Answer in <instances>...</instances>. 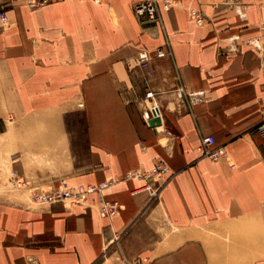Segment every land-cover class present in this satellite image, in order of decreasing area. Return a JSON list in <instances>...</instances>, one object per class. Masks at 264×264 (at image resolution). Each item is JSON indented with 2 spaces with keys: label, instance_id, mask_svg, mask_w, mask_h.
I'll return each mask as SVG.
<instances>
[{
  "label": "crops",
  "instance_id": "0c3cea01",
  "mask_svg": "<svg viewBox=\"0 0 264 264\" xmlns=\"http://www.w3.org/2000/svg\"><path fill=\"white\" fill-rule=\"evenodd\" d=\"M139 1L4 9L0 183L10 172L40 189L112 183L84 205L0 190V264H102L110 244L128 263L264 264V0H172L160 25L142 24ZM143 47L169 52L148 89L124 64ZM208 135L229 161L197 151ZM159 162L158 184L127 176ZM99 199L117 215L99 218Z\"/></svg>",
  "mask_w": 264,
  "mask_h": 264
},
{
  "label": "built area",
  "instance_id": "2783aa9c",
  "mask_svg": "<svg viewBox=\"0 0 264 264\" xmlns=\"http://www.w3.org/2000/svg\"><path fill=\"white\" fill-rule=\"evenodd\" d=\"M52 0H0V22L6 23L5 8L11 6L14 3H21L29 9L41 8ZM93 2H99L101 0H90ZM172 0H141L133 6V12L135 16L144 23H154L156 25L161 24L159 17V7L167 10L173 5ZM188 16L198 25H200L204 17L196 9L191 8L188 11ZM154 54V55H153ZM169 52L163 50L161 47L156 48L153 52L147 48H139L135 56H131L125 59L124 64L128 72L138 70L142 76V84L148 89L149 83L154 75V69L151 66L153 58H163L168 56ZM146 96L151 98L153 93L151 91L146 92ZM175 96L177 99L183 101L185 98L189 100L193 99V95H188L182 86H178L175 89ZM152 107V115L156 113L157 107L154 104ZM257 131L264 135V119L260 125L257 126ZM214 137L208 135L201 139V143L197 148L199 153L208 159L217 161L221 158H225L229 161L227 154L222 147H215ZM230 166H233L232 162H229ZM169 173V168L162 162L157 163L152 169L147 171H132L127 176L141 179L145 182L160 183L165 179V175ZM112 181H104L98 185L87 186H69L65 181H61L56 187L48 189H40L38 187H31L21 176L15 172H10L5 183H0V190L2 189H15L19 191H27L28 199L37 204L49 205L59 202H68L72 205L88 204L89 198L93 194H100V192L108 187ZM97 214L101 219H111L116 216L119 210V206L116 202L108 201L105 199H99L97 202Z\"/></svg>",
  "mask_w": 264,
  "mask_h": 264
},
{
  "label": "rangeland",
  "instance_id": "374dc122",
  "mask_svg": "<svg viewBox=\"0 0 264 264\" xmlns=\"http://www.w3.org/2000/svg\"><path fill=\"white\" fill-rule=\"evenodd\" d=\"M9 174H8V176H9ZM9 190L12 192L13 191H19V190H15V189H9ZM26 196H28V195H26ZM66 203H68V202H66ZM68 204L72 205L70 203H68ZM76 205H80V204H76ZM106 252L108 253L106 256L107 258H103V260H102L103 262H100L102 264H151V261L148 260L146 257L134 259V260L130 261L131 263H128L127 261H123L116 254L112 255V253L117 252V248L114 244H110L107 247Z\"/></svg>",
  "mask_w": 264,
  "mask_h": 264
},
{
  "label": "water",
  "instance_id": "95a60500",
  "mask_svg": "<svg viewBox=\"0 0 264 264\" xmlns=\"http://www.w3.org/2000/svg\"><path fill=\"white\" fill-rule=\"evenodd\" d=\"M159 122H160V121H159L158 118H151V119L149 120V125H150V126L158 125Z\"/></svg>",
  "mask_w": 264,
  "mask_h": 264
}]
</instances>
